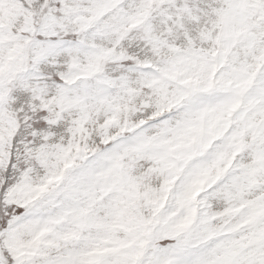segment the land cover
Segmentation results:
<instances>
[{"label":"snow or ice","instance_id":"obj_1","mask_svg":"<svg viewBox=\"0 0 264 264\" xmlns=\"http://www.w3.org/2000/svg\"><path fill=\"white\" fill-rule=\"evenodd\" d=\"M0 264H264V0H0Z\"/></svg>","mask_w":264,"mask_h":264}]
</instances>
